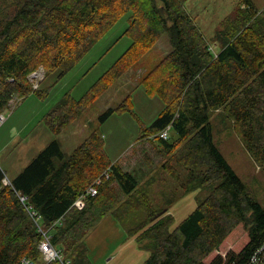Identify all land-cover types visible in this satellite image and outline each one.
<instances>
[{
    "label": "trees",
    "instance_id": "obj_1",
    "mask_svg": "<svg viewBox=\"0 0 264 264\" xmlns=\"http://www.w3.org/2000/svg\"><path fill=\"white\" fill-rule=\"evenodd\" d=\"M184 1L0 0V113L14 96H45L30 74L60 69L63 76L128 12L125 32L131 37L85 96H65L45 114L54 138L8 182L0 166V264H91L85 237L95 223L106 214L120 222L127 206L134 210L136 204L146 219L126 228L149 250L140 264H244L254 255L264 264V206L218 149L210 121L214 110H223L264 174V6L238 0L214 30L220 48L213 52ZM162 34L170 49L141 76L147 93L164 104L139 137L160 158L154 171H128L112 162L98 129L64 153L56 136ZM123 105L114 109L131 110ZM114 109L98 118L104 121ZM167 127V137H160ZM145 159L148 168L152 161ZM140 173L149 174L141 183ZM100 177L97 193L76 207ZM197 189L205 196L172 227L169 209ZM45 236L59 258L44 259L39 243Z\"/></svg>",
    "mask_w": 264,
    "mask_h": 264
},
{
    "label": "rangeland",
    "instance_id": "obj_2",
    "mask_svg": "<svg viewBox=\"0 0 264 264\" xmlns=\"http://www.w3.org/2000/svg\"><path fill=\"white\" fill-rule=\"evenodd\" d=\"M237 2L238 0H186L183 3V8L200 28L213 52H217L220 48V44L214 41V30ZM252 2L258 9L264 6V0H252ZM128 15L129 12L122 14L63 76L60 77V69L49 72H42L39 69L34 74L32 72L30 81L33 86L46 89L45 96L40 97L36 93H30L20 99L14 96L10 101L11 108L0 113L3 115V119L0 120V166L6 175L4 182H8L7 177L17 174L26 162L28 163L55 137L45 124L43 118L45 114L65 96L69 95L74 100L85 96L91 86L130 45L131 37L125 32L129 23ZM169 49L167 35L162 34L138 61H135L73 119L56 136L64 153H70L91 130L98 129L104 141V149L112 162H117L122 169L128 171L141 166L144 172L147 173L150 167L153 172L160 158L156 156L151 143L147 140L140 141L139 137L144 127H147L159 114L164 104L156 95L147 93L141 76ZM122 100L123 106L129 105L131 110L114 109ZM110 107L114 112L101 121L98 116ZM210 121L213 140L218 149L235 173L247 184L258 202L264 206V174L246 151L233 120L223 110L217 109L210 114ZM169 137L170 139L175 137L172 129H169ZM144 156L152 161L148 168L144 167L147 161ZM148 175L142 176L140 173V183L145 181ZM113 186L116 187L114 184ZM152 191L157 193V188H153ZM205 194L204 190L197 189L175 202L169 209L174 217L172 227L185 218L195 208L197 200L203 198ZM119 198L123 200L125 196L120 194ZM135 209L130 210L127 206L124 215L128 221H125L124 215L123 217L120 215L118 224L123 227L126 224L133 226L145 220L144 210L139 208L138 204ZM119 246L120 242L112 246L110 252ZM131 250L132 247L128 242H124L121 248L119 247L113 262L109 264H126L125 259L130 256ZM146 251L149 252L142 250V253L145 255ZM92 264L98 263L92 262Z\"/></svg>",
    "mask_w": 264,
    "mask_h": 264
},
{
    "label": "crops",
    "instance_id": "obj_3",
    "mask_svg": "<svg viewBox=\"0 0 264 264\" xmlns=\"http://www.w3.org/2000/svg\"><path fill=\"white\" fill-rule=\"evenodd\" d=\"M60 146L62 149L61 144ZM26 164L27 162L24 166ZM15 175L16 174L13 176ZM85 242L88 248V256L91 264L92 262L98 264H109L110 262H113L116 253H118L119 247L121 248L124 242H128V245L132 247L131 252H129L130 256L125 259L127 260L126 264H140L149 254L147 251L145 255L142 253V250L145 251L146 249H142L143 247L136 242L135 237L128 235L126 226L123 227L118 224V221L110 214H106L99 219L98 223H96L93 229L85 237ZM119 242L120 246L110 252V248L117 245ZM132 252L133 254H131Z\"/></svg>",
    "mask_w": 264,
    "mask_h": 264
},
{
    "label": "built area",
    "instance_id": "obj_4",
    "mask_svg": "<svg viewBox=\"0 0 264 264\" xmlns=\"http://www.w3.org/2000/svg\"><path fill=\"white\" fill-rule=\"evenodd\" d=\"M36 73L33 72V74ZM36 87V85L34 86ZM12 101V100H11ZM3 119V115L0 114V120ZM167 130H168V127L165 128L164 130H162L160 133H159V136L162 137V138H166L167 137ZM104 174H105V177H108V171L105 170L104 171ZM102 181V178H97V180L95 181L94 184L90 185L89 187H87L86 189V193L80 195L75 201H74V205L78 208H81L84 204V196L85 195H94L97 193V188H96V185L100 184ZM7 182V181H5ZM21 199H23V197H21ZM34 213V212H32ZM39 249L41 250L42 252V255L44 257V259L46 260H51V259H55V258H59L60 255H59V252L51 245V243L49 242V237L45 236V238L39 243ZM22 262L24 264H33L32 262H30L29 260L27 259H23ZM231 264H237V263H231ZM244 264H259V260L257 258V256H252L251 259L244 263Z\"/></svg>",
    "mask_w": 264,
    "mask_h": 264
}]
</instances>
